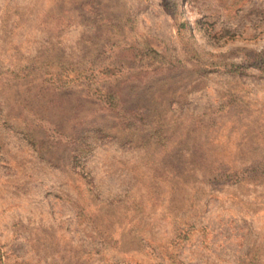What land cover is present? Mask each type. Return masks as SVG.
<instances>
[{
	"label": "rangeland",
	"instance_id": "1",
	"mask_svg": "<svg viewBox=\"0 0 264 264\" xmlns=\"http://www.w3.org/2000/svg\"><path fill=\"white\" fill-rule=\"evenodd\" d=\"M0 264H264V0H0Z\"/></svg>",
	"mask_w": 264,
	"mask_h": 264
}]
</instances>
